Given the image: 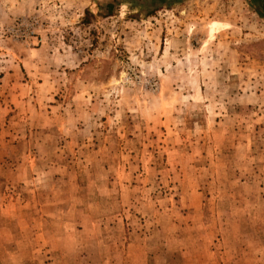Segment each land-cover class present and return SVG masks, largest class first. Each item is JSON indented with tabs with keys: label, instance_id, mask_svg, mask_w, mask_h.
Listing matches in <instances>:
<instances>
[{
	"label": "rangeland",
	"instance_id": "rangeland-1",
	"mask_svg": "<svg viewBox=\"0 0 264 264\" xmlns=\"http://www.w3.org/2000/svg\"><path fill=\"white\" fill-rule=\"evenodd\" d=\"M0 264H264V0H0Z\"/></svg>",
	"mask_w": 264,
	"mask_h": 264
},
{
	"label": "crops",
	"instance_id": "crops-1",
	"mask_svg": "<svg viewBox=\"0 0 264 264\" xmlns=\"http://www.w3.org/2000/svg\"><path fill=\"white\" fill-rule=\"evenodd\" d=\"M21 257H22V256H21ZM16 261H17V260H12L13 263H15ZM24 262L26 263V259L24 260V259H21V258H20V263H24Z\"/></svg>",
	"mask_w": 264,
	"mask_h": 264
}]
</instances>
